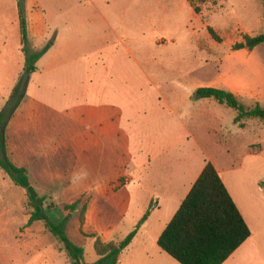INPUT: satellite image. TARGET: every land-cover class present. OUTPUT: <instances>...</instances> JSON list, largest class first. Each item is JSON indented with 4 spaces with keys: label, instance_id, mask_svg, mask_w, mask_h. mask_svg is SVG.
Here are the masks:
<instances>
[{
    "label": "rangeland",
    "instance_id": "374dc122",
    "mask_svg": "<svg viewBox=\"0 0 264 264\" xmlns=\"http://www.w3.org/2000/svg\"><path fill=\"white\" fill-rule=\"evenodd\" d=\"M0 2L1 44L12 38L13 16L12 0ZM31 2L43 11L48 29L42 39L28 43L30 53L53 46L59 37L62 41L55 51L56 70L31 86L43 104L39 110L35 104L20 110L7 152L13 164L25 166L31 186L45 197L50 219L60 223L69 216L66 235L83 249L85 262L97 258L86 235L120 242L161 184L156 177L163 182L169 170L174 191L186 170L205 159L226 170L251 232L223 264H264V120L242 119L238 133L222 139L215 126L224 123L229 130L234 111L212 99L193 98L196 89L213 87L232 92L246 108H264V44L233 50L245 36L264 33V0ZM14 46L12 39L2 76L13 67ZM46 54L38 68L43 69L39 62ZM6 103L0 99V110ZM146 154L154 158V174L144 173L146 187L133 181L117 186L120 177L128 184L124 176H133L136 160ZM110 180H116L113 189ZM169 195L163 197L169 200ZM26 202L25 191L0 170V264H71L41 222L27 226ZM75 202L74 210H65ZM161 211L157 214L166 216L168 207ZM153 218L119 264H179L153 242Z\"/></svg>",
    "mask_w": 264,
    "mask_h": 264
},
{
    "label": "trees",
    "instance_id": "16d2710c",
    "mask_svg": "<svg viewBox=\"0 0 264 264\" xmlns=\"http://www.w3.org/2000/svg\"><path fill=\"white\" fill-rule=\"evenodd\" d=\"M21 41L25 64L17 84L6 105L0 110V170L26 193L29 209L27 226L41 222L44 229L61 245L71 264H88L84 260L82 248L73 244L66 235L68 215L60 223L53 222L44 207L45 197L39 196L31 186L27 172L14 166L6 150V128L23 98L31 74L37 71V61L48 51L51 43L42 51L30 53L28 47L25 0H16ZM209 34L219 41L211 29ZM264 44V33L254 37L245 36L243 42L233 47L234 51H252ZM195 100L212 99L219 105L235 112L234 123L242 119L264 120V108L256 104L246 108L229 91L213 88H198L193 93ZM77 202L65 206L74 210ZM148 217V212L136 227L120 242H103L96 235H86L93 240L96 260L90 264H118L121 253L130 245L140 226ZM84 218L80 219V226ZM251 236L242 215L230 197L225 185L211 163H206L189 193L180 204L171 221L157 240V247L179 264H223Z\"/></svg>",
    "mask_w": 264,
    "mask_h": 264
},
{
    "label": "crops",
    "instance_id": "0c3cea01",
    "mask_svg": "<svg viewBox=\"0 0 264 264\" xmlns=\"http://www.w3.org/2000/svg\"><path fill=\"white\" fill-rule=\"evenodd\" d=\"M0 4H1V6H3L1 2H0ZM32 5L33 4L31 2V0H25V12L27 13L26 21H27L28 43H30V41L35 42V41L42 39V37L46 34L47 29H48L46 18H45L43 11L40 9L39 5H38V8H35V9L33 8ZM15 8L17 9V17H15V19H14V15H15L14 13L16 12ZM12 16H13V19H11L12 21H11V26H10L13 29L12 38L11 37H9V39L7 38L9 40L8 41L5 37V40L4 41L2 40V42L0 44V68H1V65H2L3 60H4V54L9 52V51H7V44L9 42H11L12 39H15V46H14L13 50L8 48L9 50H11V52L15 51V61H14L13 67H10L9 71H6L5 75H3V76L0 75V99H1L2 105L4 103H6L9 99V97L11 96V94H12V92H13L16 84H17V81L19 79V76L23 71L24 64H25V59H24V55H23V45H22V41H21L18 8H17V1L16 0H12ZM17 20H18V22H17ZM10 27H9V29L11 30ZM114 33L116 35V32H114ZM61 41H62V38L59 37V39L55 42V44L53 46L52 45L50 46L51 49L49 48L50 50L47 51V54L45 56L46 59L44 57L39 62V64L40 63L43 64V69L38 68V65H36L37 71L30 75L29 81H28V84L26 87L27 98L19 106L20 108L17 110V112L13 116V120L9 122V124L6 128V150L9 149V145H10L8 133H10V129L14 123V119L20 113V110L26 108L27 107L26 105L29 106L30 104L37 105V109L39 110V107H41L39 105L43 104V102L40 101L36 95H34V93H36V92H32L31 86L33 85V83L35 82V80L37 78H44V76H46L50 71L54 72V70H56V63L54 60L55 51H56L58 45L61 43ZM230 93H232V92H230ZM28 94H29V96H28ZM31 94H33V95H31ZM32 107H36V106H32ZM234 117H235V112L230 119L232 126H230L231 128H229V130L227 129V126L224 125V123H219V125L215 126L216 127L215 133L220 135V137L222 139H224L227 134L232 135L231 133H234V135H236L238 133L237 132L238 123L237 124L234 123ZM95 124L100 125L101 123H100V121L92 123L90 126L91 129H93L94 126H96ZM52 137L53 136H50L48 139H51ZM89 138H90V141L93 142L95 139V136L91 133L89 135ZM44 141H45V138L40 139L42 148L44 147V145H43ZM86 141H88L87 138H86ZM245 153L248 155L251 154L249 152V149H248V151L246 149ZM7 154H8V152H7ZM8 157H9V155H8ZM9 160H10V158H9ZM153 161H154V158L150 154H146L143 161L137 159L136 163H135L133 176H131V175L124 176V177H127L129 179L128 184L123 185L121 182L122 181L121 179L123 177H120L119 179L117 178V182H118L117 186H122L123 188H125V186L129 185L133 181L134 184L137 185L138 187H140L142 189L145 188L146 187L145 184H146L147 180H146V175L144 173H145V171H148L150 169L151 176H152V173L154 174V170H153L154 166L152 165ZM205 162H206L205 159H203L200 162V164L195 165V167L192 170L187 169L185 180H183V182L181 183V185L178 188H174V191L172 189L173 184H174L173 174L171 172H169L168 169H167L168 171L165 172L166 176H165V180L163 182H162V177H160V178L156 177V180L161 181V184L156 185L157 186L156 193H152V195L149 196L147 201L145 202V209H144L139 221L147 212H148V217L144 221V223L141 225L140 229L137 231V233H136L134 239L132 240V242L130 243V245L136 241L139 233L144 231L148 227V225H150V221L154 217L153 218L154 219L153 224L152 223L151 224L155 229V233H153L151 238L157 246V240H158L159 236L161 235V233L163 232V230L165 229L167 224L171 221L174 214L178 210L180 204L185 199V197L189 193L190 189L192 188L193 184L195 183V181L197 180V178L201 174V172H202V170L206 164ZM11 163L13 164L12 161H11ZM13 165L18 167V168L25 169V166L23 164H20V165L16 164L15 165V163H14ZM213 166H214L215 170L217 171V173H218L220 179L222 180L223 184L225 185V187H226L230 197L232 198L234 204L236 205L237 209L239 210L240 214L242 215L245 223L248 226V223H247L246 217L242 211V207L240 205V202L237 199V197L235 196V193L233 192V190L231 189V187L227 181L226 170H224L222 168L219 169V167L215 164H213ZM169 169L171 170L172 168L169 167ZM26 172H27V170H26ZM27 175H28V173H27ZM114 181H116V180H114ZM114 181L113 180L109 181V187L112 189L114 186ZM152 186H154V185H152ZM163 189H165V190H163ZM166 192H168L170 194L169 200L168 199L166 200V198L163 197V196H165ZM171 192L174 194V196H172V197H171ZM166 207H168V214L166 216L162 217V216H160V214H157L158 212L161 211V209H163L161 211V213H162L164 211V208H166ZM135 227L136 226H134V228ZM103 242L107 243V242H116V241H114L112 238V239H109V240L103 241ZM124 251L121 253L120 258L122 257V254L124 253ZM120 258H119L118 264L120 263Z\"/></svg>",
    "mask_w": 264,
    "mask_h": 264
}]
</instances>
